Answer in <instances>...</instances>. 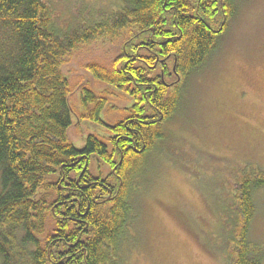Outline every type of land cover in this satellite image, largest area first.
Instances as JSON below:
<instances>
[{
	"label": "trees",
	"instance_id": "1",
	"mask_svg": "<svg viewBox=\"0 0 264 264\" xmlns=\"http://www.w3.org/2000/svg\"><path fill=\"white\" fill-rule=\"evenodd\" d=\"M242 1L118 0L113 12L70 27L52 0H0L2 264H122L149 157L161 155L166 124L181 107L180 83L210 60ZM100 38H122L120 53L113 66L93 62L89 70L135 103L105 123L107 95L84 86L80 118L108 133H90L78 148L69 136L76 112L63 66ZM240 175L226 225L230 264H264V244L250 238L264 169L249 163Z\"/></svg>",
	"mask_w": 264,
	"mask_h": 264
},
{
	"label": "rangeland",
	"instance_id": "2",
	"mask_svg": "<svg viewBox=\"0 0 264 264\" xmlns=\"http://www.w3.org/2000/svg\"><path fill=\"white\" fill-rule=\"evenodd\" d=\"M52 2L61 22L70 27L118 6V0ZM122 41L94 40L79 47L63 66L76 112L69 136L78 148L90 133H108L104 124L80 118L84 86L107 95L101 114L105 123L123 117L135 103L122 88L96 80L88 68L93 62L113 66ZM180 86V110L167 122L161 155H150V177L137 192L133 242L126 244L122 264H230L235 256L226 225L235 208L236 182L249 163L264 169V0L241 2L216 52ZM97 164L92 162L93 172ZM100 164L104 173L110 170ZM254 202L250 238L264 244V187L256 191Z\"/></svg>",
	"mask_w": 264,
	"mask_h": 264
}]
</instances>
